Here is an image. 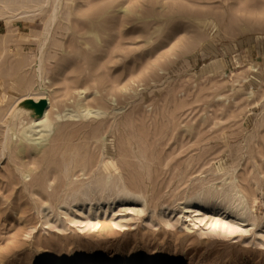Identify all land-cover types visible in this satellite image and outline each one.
I'll use <instances>...</instances> for the list:
<instances>
[{
	"label": "rangeland",
	"instance_id": "1",
	"mask_svg": "<svg viewBox=\"0 0 264 264\" xmlns=\"http://www.w3.org/2000/svg\"><path fill=\"white\" fill-rule=\"evenodd\" d=\"M65 1L45 48L50 95L64 111L66 98L85 88V103L108 112L56 130L58 139L39 155L0 152V264H264V0ZM51 6L15 11L9 23L0 16V93L8 96L0 116L35 81L30 65ZM101 14L98 42L86 32ZM62 152L92 172L114 157L147 203L41 214L45 200L57 206L63 194ZM30 161L34 182L19 172ZM218 167L255 189L257 225L223 214L217 219L239 229L212 233L210 209L180 213L204 182L219 181ZM89 215L97 217L90 224Z\"/></svg>",
	"mask_w": 264,
	"mask_h": 264
},
{
	"label": "bare ground",
	"instance_id": "2",
	"mask_svg": "<svg viewBox=\"0 0 264 264\" xmlns=\"http://www.w3.org/2000/svg\"><path fill=\"white\" fill-rule=\"evenodd\" d=\"M63 1H65V0H0V16L7 17L6 21H8V23L10 21H12V19H13L12 16H13V13L15 11H18V10L21 11L22 10L23 11L22 13L24 14V13H28L32 9H35V11L40 10L41 12H43V11H45V5L46 4L52 5L51 9L49 8L48 13L46 12L48 14L47 17L45 18L43 23L40 24V26L42 28V30L40 32L43 36V40L39 44V49H38L37 54L34 53L35 56H34L33 62L31 63V65L29 64L30 69L33 70L35 81L32 84H30V82H28L30 87H28L24 92L20 91L21 93H19V95L15 99L12 100V102L8 105L7 108L3 107L4 110L5 109L6 110L4 111V113L2 112L3 114L1 113L2 116H0V122L3 125V133H2L3 138H2V143H1L2 149L0 151L2 158L5 157L7 151L13 150V148L17 149V151H18L17 157L21 158V159L26 158V155L28 153H31V155H35V156L39 155L41 153H44V150L48 147H51L54 144V140L58 139V138H55V136H57V135H55L56 130L60 132V131L67 129L66 126L73 124L74 121H78L77 118H81V117H82V119L83 118L85 119L87 117L89 118L90 115H92V114H94V116L100 117L102 115H106L108 112L107 107H105L106 109H104L103 106L99 107V108H92L89 104L85 103L86 99L84 97L82 98V95L86 91L85 88L80 89L78 87L79 90H77V92H78L77 95L79 96V98L76 97L72 100L71 95H70L71 98H69V97L66 98L67 102H65V110L64 111H60L58 106L55 105L54 101L52 100L53 98L50 95V89H49L48 85L46 84L48 82V81H46V79H48V78L44 76L45 67H46V59H47L45 48L48 45V40L50 38V34H51V36L53 34V33H51L52 32L51 28H53V26H52V25H54L53 23H55L59 14L61 13L60 7L63 4L62 3ZM103 15L104 14H101L100 16L98 15L99 18L95 17V18L90 19L91 26L87 29V32H86L87 34L93 35L98 42L101 41V33H100L99 29L94 24L95 23H101V21H102L101 19L103 18L101 16H103ZM26 19H27V17H26ZM26 19L24 18V20H26ZM28 20H30V18L27 19V21ZM11 29L9 32H12ZM51 41H52V39H51ZM50 43H52V42H50ZM48 48H49V46H48ZM3 51H4V48H3ZM31 58H33V57H31ZM10 59L9 60L7 59L8 63H9ZM21 59H19V60H21ZM5 62H6V60H5ZM24 63L22 64V66L26 64V63L25 64ZM11 67H12V65H11ZM5 70H6V67H5ZM2 71H1V73H3ZM18 71H21V70H18ZM23 71H24V69H23ZM23 71H21V72H23ZM26 71H28V70L26 69L23 72V74ZM8 72L9 71H7V73ZM10 72H11V70H10ZM16 72H17V70H16ZM4 73H6V72H4ZM18 73H20V72H18ZM15 74H17V73H15ZM25 74H28V73H25ZM29 74L31 75V72ZM5 75L7 76L9 74H5ZM21 75H22V73L20 74V76ZM15 76H17V75H14V78H16ZM20 76L18 77L17 82L15 81V79H13L15 83L18 84L19 78H20V81L22 78H24V75H23V77H20ZM12 78L13 77H11V79ZM26 79H29V78H26ZM48 80H50V79H48ZM2 82H4V81H2ZM25 82H27V81H24V83ZM34 84H36V87H33ZM24 85H26V83ZM13 86H14V84H13ZM17 87H19V85L16 86V88ZM24 87L26 88V86H24ZM72 89H73V87H71V91H72ZM73 91H75V90H73ZM77 92H75V93H77ZM251 93H252V90L249 92V94H251ZM7 97L8 96H7L6 92L2 91L0 93V102H4ZM8 99H11V98L9 97ZM41 99H46L48 101V103H47L46 108L43 110V113L40 116H37L34 112V109L31 108L29 105H27V103L30 100H34L35 102H38ZM68 101H69V103H68ZM25 102H27V103H25ZM66 103H68V104H66ZM49 106L51 108L48 110ZM116 111H117V109H113L112 112H116ZM60 137H62V136H60ZM66 137L67 136H65L64 138H66ZM68 138H70V137H68ZM66 145H68V144L66 143ZM54 146H58V145H54ZM63 150H65V149H63ZM63 150H61V151H63ZM46 151H47V149H46ZM51 151H53V150H51ZM59 151H60V149H59ZM65 153H67L66 150H65ZM61 154H62V158H63V166H62V169H61V167L59 168V173L61 170L63 172L62 177L65 178L64 179L65 183L63 185V194L58 196L59 201H58L57 206L52 205L51 203H49L48 201L45 200V202L43 204L44 208L40 212L41 214H43V213L45 214V211H47V210H51V212L56 210V212H57L56 214L60 215L61 212L59 210H65V214L68 215V213H70L69 209L75 208L77 206H79V207L80 206H82V207L94 206L95 208H98V211L103 207V209L107 210L106 206H103V204H107V206L108 205L110 206V205H113L114 203H116V201L132 202L135 204H138V203L146 204L147 203V197L145 195V192L142 189H136L135 187H133L132 185H130L127 182V179H126V177L122 171L121 166L119 165L118 161L114 157L102 158L101 160H99V166L97 167V172H92L93 170L90 171L89 169H86V166H84V165L80 166L78 163V160L73 157L72 153L67 158L65 157L64 152H62ZM57 155H58V153H57ZM76 156H77V154H76ZM31 160H32V158H31ZM43 161H44V159H43ZM31 163L35 164L36 162L30 161L26 166H22L19 169L22 180H24L26 182H30V181L34 182L33 175H35L36 170L38 169L34 166H31L32 165ZM50 163H49V166L51 165ZM54 164H56V163H54ZM49 166L47 168H49ZM40 168H41V166H40ZM77 169L83 171V172H81V174L83 175V179H77L78 176H76V179L74 180L75 175H77V174H75V171ZM232 169H235V168H232ZM224 170H225L224 167L223 168L218 167L217 171H219V172L223 171L224 172V173L222 172V174L220 173L221 176H219L218 182H214V181L208 182V183L204 182L203 185H201L199 188H197L190 196L186 197V195H185L186 201L184 200L185 201L184 206L182 207L183 209L180 213L189 214L188 217H190L191 214L198 213L205 208L210 209L211 212L213 213V215H215V218H214L215 221L213 222L214 228L212 229V233L213 232L219 233V231L217 230L218 227L220 230H222V232L224 230H225V232H228V231H226V229H229L230 232H233V231H235L236 228L239 227V225L237 224L236 221H234L236 223H234V222L232 223L230 221L223 219L224 217L221 218L222 216L219 219H217L219 215H223V214H226L228 217H233L235 220H239V221H247L248 220V221L253 222L255 225H257L256 223L259 220L260 216L258 217L257 215H255V213L253 211L254 210L253 208L255 206L254 203L257 204V202H256L257 197H255V194H254L255 189H254V191H253V189L251 191H247L246 189H244V187L240 186L242 184H240V185L238 184L239 176L234 175L233 172H228V171L225 172L226 170L225 171ZM212 172L214 173V171H212ZM216 174H219V173H216ZM216 174H215V176H216ZM40 175H41V173H40ZM87 175H89V176H87ZM41 177H42V182H43L42 185L43 186H44V184L45 185L49 184L50 181L47 178L46 172L43 175H41ZM131 179H133V177H131ZM239 181H240V179H239ZM239 183H241V181ZM254 186L255 185H253V187ZM47 188H48V186H47ZM254 188H256V187H254ZM255 193H257V192H255ZM51 194L52 193H50V195ZM52 198H53V196H52ZM176 205L173 207H176ZM91 209H92V207H90V211H91ZM51 212H49V214ZM49 214H48V216H50ZM91 217L92 216L89 215V217L86 218L89 222L88 224H90V221H92L91 219L97 218L96 215H94L93 218H91ZM199 219H200V217H199ZM260 219H261V217H260ZM262 220H260V221H262ZM195 223L197 224L198 222H195ZM260 223H258V224H260ZM263 224L264 223L262 222V225ZM222 232H220V233H222Z\"/></svg>",
	"mask_w": 264,
	"mask_h": 264
},
{
	"label": "water",
	"instance_id": "3",
	"mask_svg": "<svg viewBox=\"0 0 264 264\" xmlns=\"http://www.w3.org/2000/svg\"><path fill=\"white\" fill-rule=\"evenodd\" d=\"M27 103V102H25ZM48 101L46 99H41L38 102L30 100L27 105L34 109V112L37 116H40L43 113V110L46 108Z\"/></svg>",
	"mask_w": 264,
	"mask_h": 264
}]
</instances>
